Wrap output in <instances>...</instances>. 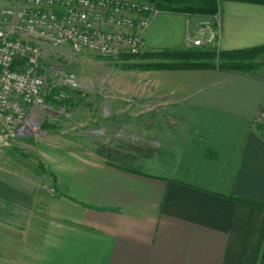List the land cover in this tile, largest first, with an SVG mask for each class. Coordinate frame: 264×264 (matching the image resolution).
Segmentation results:
<instances>
[{
	"label": "crops",
	"instance_id": "obj_1",
	"mask_svg": "<svg viewBox=\"0 0 264 264\" xmlns=\"http://www.w3.org/2000/svg\"><path fill=\"white\" fill-rule=\"evenodd\" d=\"M218 18L219 51L264 45V5L223 1ZM202 22L160 11L146 48L186 47ZM132 77L82 110L94 129L37 145L46 172L0 152V264L22 263L27 230L34 264H264V74Z\"/></svg>",
	"mask_w": 264,
	"mask_h": 264
},
{
	"label": "built area",
	"instance_id": "obj_2",
	"mask_svg": "<svg viewBox=\"0 0 264 264\" xmlns=\"http://www.w3.org/2000/svg\"><path fill=\"white\" fill-rule=\"evenodd\" d=\"M159 13L147 0H20L0 6V138L36 131L48 99H73L76 75L46 65L48 54L68 47L105 59L136 56L146 49V31ZM216 18L214 29L189 31V48L216 45ZM258 124L264 132V103Z\"/></svg>",
	"mask_w": 264,
	"mask_h": 264
},
{
	"label": "rangeland",
	"instance_id": "obj_3",
	"mask_svg": "<svg viewBox=\"0 0 264 264\" xmlns=\"http://www.w3.org/2000/svg\"><path fill=\"white\" fill-rule=\"evenodd\" d=\"M10 1H12L11 4H9ZM16 1L20 0H0V6H10ZM217 16L218 13L213 17H206L198 13L192 18L203 21V25L198 27V29L205 27L204 25L214 29ZM211 44L207 43L203 47H216L215 43ZM186 47L189 48L188 46ZM149 52L157 53L149 51L146 48L136 56L113 60L99 57L90 52L75 54L68 47H61L48 54L45 60L46 65H60L76 75L79 86L75 90L73 99L66 104L48 99L47 108L40 112L37 130L24 135H9L7 136L9 138L1 137L0 152L2 150H11L17 155L34 157L37 145L40 142H48L49 140L47 138L49 136L82 132L87 134L88 132L85 133V130L94 128L81 124V121L86 120L88 117L82 110L91 107H104L105 103L113 100L111 97L117 91L131 85V81L134 79L132 76L135 75V72L142 71L134 68V66L155 61L154 59H141V57ZM260 73L264 74V67L258 72V74ZM99 104L101 106H98ZM96 116L98 115L96 114ZM94 126L95 133L103 132V129L101 131L97 130L99 126ZM35 159L39 167L44 166L39 157ZM25 224L28 229L32 223L27 221ZM37 224L40 225L41 223L36 222L35 225ZM39 236L37 232H28L27 230L26 244L25 249H23L24 253L21 264H34V250L37 247Z\"/></svg>",
	"mask_w": 264,
	"mask_h": 264
},
{
	"label": "trees",
	"instance_id": "obj_4",
	"mask_svg": "<svg viewBox=\"0 0 264 264\" xmlns=\"http://www.w3.org/2000/svg\"><path fill=\"white\" fill-rule=\"evenodd\" d=\"M160 11L195 17L198 13L213 17L219 12L223 1L248 2L264 5V0H147ZM149 52L142 60L154 59L152 63L135 65L142 71L163 70H218L257 76L264 67V45L241 50L219 51L216 47L177 48ZM128 58V57H125ZM69 102V101H67ZM67 102H58L66 104ZM43 172L46 169L40 166Z\"/></svg>",
	"mask_w": 264,
	"mask_h": 264
}]
</instances>
